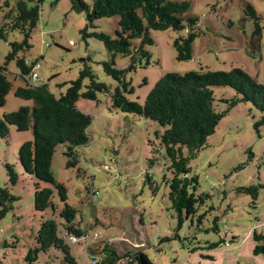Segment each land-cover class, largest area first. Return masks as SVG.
Masks as SVG:
<instances>
[{
  "label": "rangeland",
  "instance_id": "1",
  "mask_svg": "<svg viewBox=\"0 0 264 264\" xmlns=\"http://www.w3.org/2000/svg\"><path fill=\"white\" fill-rule=\"evenodd\" d=\"M16 1L0 0V28H6L5 38H0V65L7 68V78L13 84L5 105L0 108L1 118L3 113L33 104L14 94V89L25 82L16 65L17 58L6 62L10 42L23 39L18 30L8 27L11 18L6 17L8 12L15 14ZM83 1L92 3V0ZM186 1L190 3L187 14L198 18L202 30L191 44V59L175 58L172 42L178 32L170 28L151 30L153 44L144 46L149 53V64L146 58L135 57V69L125 73L133 92L125 96L143 104L152 87L167 72L183 73L200 68L229 71L239 67L264 85V0ZM246 3L254 7L262 27L259 48L254 51L250 45L254 20L245 15ZM86 27L87 32L102 31L115 37L118 16L101 17L89 25L85 12L72 10L69 0L40 3L38 20L28 39L29 47L17 54L18 58L40 62L33 69L37 78L29 74L33 84H47L58 97L79 76L84 65H88L99 82L105 83L109 91L114 90L117 82L106 75L102 66L109 53L101 41L84 37ZM133 42L138 45L140 41ZM114 60L118 69H126L131 63L129 56L119 54ZM88 83L85 78L83 90ZM214 89L217 97L225 99L235 94L230 87ZM76 105L91 116L87 129L89 141L75 148L78 164L74 167L67 165L65 144L55 148L51 159L54 180L64 184L67 202L77 210L78 217L82 215L88 234V243L67 240L76 264H90V256L99 254L103 242H110L118 249L138 247L153 264H264V255L253 252V232L264 234V188L259 187L264 183L261 160L264 125L259 131L254 129V121L262 114L251 103L240 102L231 107L203 148L190 158L191 175L197 178L195 193L208 195L199 207V213L205 211L206 216L198 226L194 219L192 223L185 220L180 228L164 181V175L169 176V159L158 138L163 128L143 116L110 108V98L105 92L97 93L95 100L79 97ZM226 108L221 103L217 110ZM8 129L7 136H0V187L7 183L5 164L13 165L18 180L10 192L17 200L0 219V264H23L28 250L35 246L40 222L51 218L53 212L49 208L35 210L36 180L25 174L18 163V151L23 142L32 139L31 130L17 131L14 126ZM38 183L51 187L49 183ZM250 187L257 188L255 195L243 190ZM52 200L58 207L63 206L56 190ZM215 216L219 218L218 234L210 229ZM55 219L62 222L56 214ZM232 237L234 241L229 242ZM220 238L225 242L207 248ZM51 252L38 253L36 264H45ZM57 256L61 257L59 253Z\"/></svg>",
  "mask_w": 264,
  "mask_h": 264
},
{
  "label": "trees",
  "instance_id": "2",
  "mask_svg": "<svg viewBox=\"0 0 264 264\" xmlns=\"http://www.w3.org/2000/svg\"><path fill=\"white\" fill-rule=\"evenodd\" d=\"M42 1L17 0L15 14H6L7 18H11L8 27L23 35L21 42H10L11 50L6 57V62L17 58L16 65L25 80L23 85L14 89V94L33 101V104L3 113V118L0 116V136L8 135V126H14L17 131L31 130L32 139L23 142L18 151V163L25 174L36 180L35 210L45 211L49 208L53 212L51 218L40 222L35 235V246L28 250L23 264H36L38 253L49 251L56 252H51L45 264H76L69 251L68 236L77 237V241H87L88 234L82 224V215L78 217L77 210L67 202L64 184L54 180L51 159L55 148L65 144L67 165L74 167L78 164L75 148L89 141L87 129L91 116L78 109L76 102L79 97L95 100L99 92L109 95L110 108L143 116L163 128L158 138L169 159V176L164 175V181L169 187L170 207L177 215V228H180L185 220L192 223L196 219L197 226L202 224L206 212L199 213V207L208 195L195 193L197 178L191 175L189 160L203 148L207 138L215 132V128L229 109L240 102L251 103L262 114L253 123L254 129L259 131L264 125V85L239 67L229 71L200 68L183 73L167 72L158 79L143 104L130 100L125 95L132 93L133 87L125 80V73L135 69V57L146 58L149 64V53L144 46L153 44L151 30L170 28L178 32L172 42L175 58L178 61L191 59V44L202 30L199 28L198 18L187 14L190 3L186 0H92L91 5H88L83 0H69L72 10L85 12L89 25L101 17L118 16L115 37L102 31L87 32V27L83 29L84 37L101 41L108 51V59L102 61L103 70L117 82V86L113 91H109L105 83L97 80L90 66L84 65L79 76L70 81L65 92L57 97L50 92L47 84L35 85L31 82L29 74L39 62H30L25 57L18 58L17 55L19 51L29 47L30 31L38 20ZM244 12L246 17L254 20L250 39L251 49L254 51L259 48L261 38L260 17L250 3H246ZM5 34L6 28H0V38H5ZM134 39H139L138 45H135ZM118 54L131 58V63L126 69H118L115 66L114 59ZM85 78L89 83L83 90ZM217 87H230L235 94L229 99L217 97L214 89ZM12 89L13 84L7 78V68L0 65V108L5 105L6 96ZM221 103L227 106L224 111L217 110ZM261 160L264 164V150ZM5 169L7 183L0 187V219L5 217L12 209V202L17 200L11 194L10 187L15 185L18 175L11 164L6 163ZM38 182L49 183L51 187H42ZM259 187L264 188V183ZM55 190L63 202L61 208L52 200ZM243 190L255 195L257 188ZM55 214L62 222L55 219ZM218 221V216H215L210 227L217 234ZM208 230L209 228L206 229ZM233 238L229 242H233ZM253 239L254 254L264 255V234L254 231ZM223 242L225 239L220 238L207 248L213 249ZM58 253L61 257L57 256ZM90 258V264H153L138 247L118 249L110 242H103L99 254L93 253Z\"/></svg>",
  "mask_w": 264,
  "mask_h": 264
},
{
  "label": "built area",
  "instance_id": "3",
  "mask_svg": "<svg viewBox=\"0 0 264 264\" xmlns=\"http://www.w3.org/2000/svg\"><path fill=\"white\" fill-rule=\"evenodd\" d=\"M39 66H40V62H39V63H36V65H35L34 67H39ZM31 78H33V79H36V78H37V74H36L34 71L31 73ZM94 237H97V234H96V233H94ZM68 239H69L72 243H76L77 240H78V238L75 237V236H73V235L68 236ZM87 243H88V240H87ZM93 262H94V261H93Z\"/></svg>",
  "mask_w": 264,
  "mask_h": 264
}]
</instances>
